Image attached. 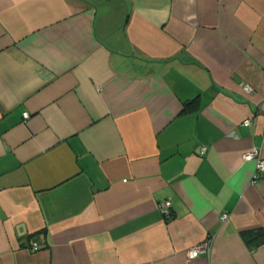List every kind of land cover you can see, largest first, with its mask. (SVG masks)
Returning a JSON list of instances; mask_svg holds the SVG:
<instances>
[{"label": "crops", "instance_id": "obj_1", "mask_svg": "<svg viewBox=\"0 0 264 264\" xmlns=\"http://www.w3.org/2000/svg\"><path fill=\"white\" fill-rule=\"evenodd\" d=\"M248 151L264 0H0V264H264Z\"/></svg>", "mask_w": 264, "mask_h": 264}, {"label": "built area", "instance_id": "obj_2", "mask_svg": "<svg viewBox=\"0 0 264 264\" xmlns=\"http://www.w3.org/2000/svg\"><path fill=\"white\" fill-rule=\"evenodd\" d=\"M243 87L247 91L251 90V87L248 84H245ZM28 116H29V113L27 111H24L23 112V118H27ZM251 122L252 121L250 118H245L243 120L244 124H250ZM205 149H206V146H202L201 152L205 151ZM244 156H245V158H253V157L256 158L255 173H254V177H253V181H255L259 177V174L261 172H264V158L256 157L257 155L254 151H248L244 154ZM158 209H159L160 213L163 215V217H165V219H169L173 216V212H172V208H171V201L169 199H164L161 202H159ZM227 216L228 215L226 213L222 214L223 219H226ZM208 245H209V241L206 240L199 245H195L194 247L189 248L186 252L187 258L192 259V258L196 257L198 255V253L200 252V250L203 248H207ZM32 248L34 250H37L39 248L38 243L33 242Z\"/></svg>", "mask_w": 264, "mask_h": 264}, {"label": "trees", "instance_id": "obj_3", "mask_svg": "<svg viewBox=\"0 0 264 264\" xmlns=\"http://www.w3.org/2000/svg\"><path fill=\"white\" fill-rule=\"evenodd\" d=\"M245 243L252 249L264 244V229L255 228L241 231Z\"/></svg>", "mask_w": 264, "mask_h": 264}]
</instances>
